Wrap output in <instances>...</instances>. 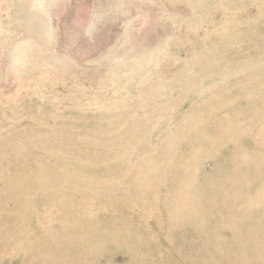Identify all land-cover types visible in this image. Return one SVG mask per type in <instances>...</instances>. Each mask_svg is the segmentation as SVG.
Returning <instances> with one entry per match:
<instances>
[{"label": "rangeland", "instance_id": "rangeland-1", "mask_svg": "<svg viewBox=\"0 0 264 264\" xmlns=\"http://www.w3.org/2000/svg\"><path fill=\"white\" fill-rule=\"evenodd\" d=\"M263 129L264 0H0V264H264Z\"/></svg>", "mask_w": 264, "mask_h": 264}, {"label": "bare ground", "instance_id": "bare-ground-1", "mask_svg": "<svg viewBox=\"0 0 264 264\" xmlns=\"http://www.w3.org/2000/svg\"><path fill=\"white\" fill-rule=\"evenodd\" d=\"M252 30H253V29H252ZM251 51H252V50H251ZM260 102H261V101H260ZM232 110H233V109H232ZM212 118H213V117H212ZM243 125H244V124H243ZM232 126H233V125H232ZM232 126H231V127H232ZM241 126H242V125H241ZM234 127H235V126H234ZM187 129H188V128H187ZM234 130H235V128H234ZM243 130H244V129H243ZM263 130H264V129H263ZM199 131H200V130H199ZM254 131H255V130H254ZM186 132H188V131H186ZM239 132H240V131H239ZM251 132H252V131H251ZM263 132H264V131H263ZM184 133H185V132H184ZM198 133H199V132H198ZM233 133H234V132H232V134H233ZM194 134H195V132H194ZM185 135H187V133H186ZM234 135H235V134H234ZM236 135H237V134H236ZM239 135H241V134H238V136H239ZM230 136H231V135H230ZM249 136H250V135H249ZM254 136H255V135H254ZM263 136H264V135H263ZM231 137H232V136H231ZM242 137H243V136H242ZM260 137H261V136H260ZM217 138H218V137H217ZM229 138H230V137H229ZM256 138H257V136H256ZM231 139H232V138H231ZM254 139H255V138H254ZM217 140H218V139H217ZM255 140H256V139H255ZM214 141H215V140H214ZM230 141H231V140H230ZM253 141H254V140H253ZM216 142H217V141H216ZM255 142H256V141H255ZM260 142H263V140L260 141ZM219 143H222V142L220 141ZM231 143H232V142H231ZM212 144H213V143H212ZM216 144H217V143H216ZM222 144H223V143H222ZM255 144H256V143H255ZM213 146H214V144H213ZM212 148H213V147H212ZM208 149H209V148H208ZM208 149H207V150H208ZM205 152H206V151H205ZM241 153H243V152H241ZM257 153H258V152H257ZM219 154H220V153H219ZM232 154H233V153H232ZM259 154H260V153H259ZM261 154H262V153H261ZM209 155H210V154H209ZM241 155H243V154H241ZM241 155H240V156H241ZM211 156H212V155H211ZM218 156H219V155H218ZM231 158H232V157H231ZM240 158H242V156H241ZM262 158H263V157H262ZM258 159H259V158H258ZM263 159H264V158H263ZM216 160H217V159H216ZM261 161H262V160H261ZM230 162H231V161H230ZM241 162H242V161H241ZM241 162H240V163H241ZM258 162H259V161H258ZM86 163H87V162H86ZM63 164H64V163H63ZM230 164H231V163H230ZM65 165H66V164H65ZM78 165H79V164H78ZM245 165H246V164H245ZM58 166H59V165H58ZM61 166H62V164H61ZM66 166H67V165H66ZM172 166H173V165H172ZM172 166H171V167H172ZM73 167H74V166H73ZM163 167H164V165H163ZM231 167H233V166H231ZM69 168H70V165H69ZM78 168H79V166H78ZM78 168H77V169H78ZM70 169H71V168H70ZM241 169H242V168H241ZM243 169H244V168H243ZM72 170H73V169H72ZM75 170H76V169H75ZM169 170H170V169H169ZM229 170H231V169H229ZM237 170H238V169H236V173H237ZM257 170H258V169H257ZM238 171H239V170H238ZM70 172H71V171H70ZM70 172H69V173H70ZM73 172L75 173L76 171H73ZM73 172H72V173H73ZM161 172H163V171H161ZM161 172H160V173H161ZM225 172H226V169H225ZM2 173H4V172H2ZM76 173H77V172H76ZM234 173H235V171H234ZM236 173H235L234 175H236ZM243 173H244V172H243ZM4 174H5V173H4ZM7 174H8V172H7ZM67 174H68V173H67ZM77 174H79V173H77ZM77 174H76V175H77ZM161 174H162V173H161ZM161 174H160V176H161ZM164 174H165V173H164ZM186 174H187V173H186ZM230 174H231V173H230ZM251 174H253V173H251ZM74 175H75V174H74ZM76 175H75V176H76ZM154 175L156 176V174H154ZM221 175H222V174H221ZM226 175H227V174H226ZM238 175H239V174H238ZM255 175H256V174H255ZM185 176H186V175H185ZM13 177H14V176H13ZM73 177H74V176H73ZM153 177H154V176H153ZM164 177H165V176H164ZM220 177H221V176H220ZM254 177H255V176H254ZM36 178H37V177H36ZM217 178H218V177H217ZM224 178H225V177H224ZM230 178H231V177H229L228 179H230ZM75 179H76V177H75ZM219 179H220V178H219ZM241 179H243V177H242ZM9 180H10V179H9ZM19 180H20V179H19ZM71 180H72V179H71ZM181 180H182V179H181ZM183 180H184V179H183ZM188 180H189V179H188ZM212 180H213V179H212ZM224 180H226V178H225ZM231 180H232V179H231ZM6 181H7V180H6ZM32 181H33V179H32ZM35 181H36V180H35ZM38 181H39V180H38ZM38 181H36V183H37ZM163 181H164V180H163ZM186 181H187V180H186ZM226 181H227V180H226ZM228 181H229V180H228ZM0 182H1V181H0ZM189 182H190V181H189ZM235 182H236V181H235ZM15 183H16V182H15ZM30 183H31V182H30ZM33 183H34V182H33ZM55 183H56V182H54V184H55ZM66 183H67V182H66ZM209 183H210V182H209ZM215 183H216V182H215ZM219 183H220V182H219ZM223 183H224V182H223ZM9 184H10V183H9ZM38 184H39V183H38ZM45 184H46V183H44V185H45ZM54 184H53V185H54ZM71 184H72V183H71ZM162 184H163V182H162ZM212 184H213V183H212ZM216 184H217V183H216ZM234 184L236 185V183H234ZM234 184H233V185H234ZM190 185H191V184H190ZM195 185H196V184H195ZM11 186L13 187V185H11ZM11 186H10V187H11ZM17 186H18V185H17ZM20 186H21V185H20ZM56 186H57V185H56ZM65 186H66V185H65ZM160 186H161V185H160ZM204 186H205V185H204ZM229 186H230V185H229ZM53 187H54V186H53ZM53 187H52V188H53ZM68 187H69V186H68ZM189 187H190V186H189ZM191 187L194 188L195 186H194V187L191 186ZM196 187H199V186L197 185ZM211 187H212V186H211ZM220 187H221V186H220ZM222 187H223V185H222ZM234 187H236V186H234ZM8 188H9V187H8ZM13 188H14V187H13ZM26 188H27V187H26ZM40 188H41V187H40ZM48 188H49V187H48ZM48 188H47V189H48ZM70 188H72V186H71ZM167 188H168V187H167ZM171 188H172V187H171ZM212 188H213V187H212ZM226 188H228V187H226ZM226 188H225V189H226ZM14 189H15V188H14ZM18 189H19V188H18ZM57 189H58V188H57ZM66 189H67V188H66ZM175 189H176V188H175ZM221 189H223V188H221ZM236 189H237V188H236ZM11 190H12V189H11ZM43 190H45V189H43ZM48 190H49V189H48ZM53 190H54V189H53ZM60 190H61V189H60ZM62 190H63V189H62ZM71 190L73 191V190H75V189L73 188V189H71ZM167 190H168V189H167ZM202 190H203V188H202ZM212 190L214 191V189H212ZM215 190H216V188H215ZM229 190H230V189H229ZM232 190H233V189H232ZM50 191H52V190H50ZM64 191H65V190H64ZM64 191H63V192H64ZM67 191H68V190H67ZM176 191H177V190H176ZM176 191H175V192H176ZM204 191H205V190H204ZM213 191H212V192H213ZM55 192H56V191H55ZM65 192H66V191H65ZM179 192H180V190H179ZM179 192H178V193H179ZM208 192H209V191H208ZM231 192H232V191H231ZM6 193H7V192H6ZM20 193H21V192H20ZM52 193H53V192H52ZM72 193H73V192H72ZM72 193H71V194H72ZM79 193H80V195H81V192H79ZM206 193H207V190H206ZM224 193H225V192H224ZM232 193H233V192H232ZM47 194H48V193H47ZM73 194H75V191H74ZM76 194H77V193H76ZM167 194H168V193H167ZM172 194H173V193H172ZM201 194H202V193H201ZM221 194H222V193H221ZM18 195H19V194H18ZM57 195H59V194L57 193ZM80 195H79V196H80ZM176 195H177V193H176ZM214 195H215V194H214ZM222 195H223V194H222ZM224 195H225V194H224ZM230 195H231V194H230ZM60 196H61V195H60ZM164 196H165V195H164ZM171 196H172V195H171ZM228 196H229V195H228ZM20 197H21V196H20ZM26 197H27V196H26ZM69 197H70V196H69ZM169 197H170V196H169ZM198 197H199V195H198ZM201 197H203V196H201ZM206 197H207V196H206ZM206 197H205V198H206ZM211 197H212V195H211ZM220 197L223 198L222 196H220ZM24 198H25V197H24ZM27 198H29V197H27ZM27 198H26V200H27ZM205 198H204V199H205ZM212 198H213V197H212ZM224 198H225V196H224ZM229 198H230V197H229ZM11 199H12V198H11ZM22 199H23V198H22ZM75 199H76V198H75ZM80 199H81V198H80ZM195 199H196V198H195ZM204 199H203V200H204ZM209 199H211V198H209ZM9 200H10V199H9ZM179 200L181 201V199H179ZM188 200H189V199H188ZM192 200H193V199H192ZM228 200H229V199H228ZM27 201H28V200H27ZM180 201H179V203H180ZM184 201H185V200H184ZM210 201H211V200H210ZM220 201H221V200H220ZM220 201H219V202H220ZM226 201H227V200H226ZM166 202H167V201H166ZM176 202H177V201H176ZM186 202H187V201H186ZM197 202H198V201H197ZM223 202H224V201H223ZM10 203H11V202H10ZM50 203H52V202H50ZM76 203H77V202H76ZM82 203H83V202H82ZM182 203H183V202H182ZM207 203H208V202H207ZM225 203H226V202H225ZM229 203H230V202H229ZM4 204H5V203H4ZM22 204H23V203H21L20 205H22ZM24 204H25V203H24ZM68 204H69V203H68ZM86 204H87V202H86ZM186 204H187V203H186ZM192 204H193V203H192ZM196 204L198 205L199 203H196ZM211 204H212V203H211ZM232 204H233V203H232ZM201 205H202V204H201ZM212 205H213V204H212ZM221 205H222V204H221ZM228 205H229V204H228ZM85 206H86V205H85ZM198 206L200 207V205H198ZM198 206H197V207H198ZM203 206H205V205H203ZM207 206H208V204H207ZM209 206H211V205H209ZM209 206H208V207H209ZM215 206H216V204L214 205V207H215ZM223 206H224V205H223ZM229 206H230V205H229ZM238 206H239V205H238ZM1 207H2V206H1ZM4 207H7V206H4ZM87 207H88V206H87ZM199 207H198V208H199ZM214 207H213V208H214ZM232 207H233V206H232ZM243 207H247V206H243ZM7 208H8V207H7ZM61 208H62V207H61ZM169 208H170V207H169ZM201 208H202V206H201ZM222 208H223V207H222ZM228 208H230V207H228ZM10 209H11V208H10ZM53 209H54V208H53ZM89 209H90V208H89ZM215 209H216V208H215ZM236 209H237V208H236ZM239 209H240V206H239ZM203 210H204V209H203ZM207 210H208V209H207ZM225 210H226V209H225ZM244 210H245V208H244ZM168 211H169V210H168ZM211 211H212V210H211ZM243 212H244V211H243ZM82 213H83V212H82ZM205 214H206V213H205ZM206 215H207V214H206ZM206 215H205V216H206ZM211 215H212V214H211ZM211 215H210V216H211ZM211 217H213V216H211ZM208 218H209V217H208ZM232 218H234V217H232ZM195 219H196V218H195ZM239 219H240V218H239ZM204 220H205V219H204ZM206 220H207V219H206ZM240 220H241V219H240ZM245 220H246V219H245ZM192 221H193V220H192ZM187 222H188V221H186V223H187ZM202 222H203V221H202ZM229 222H230V221H229ZM239 222H240V221H239ZM243 222H244V221H243ZM249 222H251V221H249ZM249 222H248V223H249ZM1 223H2V222H1ZM206 223H207V221H206ZM229 224H230V223H229ZM229 224H228V225H229ZM220 225H222V224H220ZM232 225H233V224H232ZM249 225H251V224H249ZM199 226H200V224H199ZM199 226H198V227H199ZM209 226H210V225H209ZM222 226H223V225H222ZM226 226H227V225H226ZM238 226H239V225H238ZM247 226H248V225H247ZM248 227H249V226H248ZM214 228H217V227H214ZM214 228H213V230H214ZM222 228H223V227H222ZM226 228H229V227H226ZM242 228H243V227H242ZM244 228H245V226H244ZM254 229H255V228H254ZM211 230H212V229H211ZM217 230H218V229H217ZM219 230H220V229H219ZM244 230H245V229H244ZM209 231H210V229H209ZM216 232H218V231H216ZM4 233H5V232H4ZM212 233H213V232H212ZM239 233H240V232H239ZM246 233H247V232H246ZM43 234H44V233H43ZM215 234H216V233H215ZM4 235H5V234H4ZM47 235H49V234H47ZM238 235H239V234H238ZM54 236H56V234H55ZM211 236H212V235H211ZM63 238H64V237H63ZM65 238H66V237H65ZM65 238H64V239H65ZM231 238H232V237H231ZM224 239H225V238H224ZM226 239H227V238H226ZM49 240H50V239H49ZM61 240H62V239H61ZM1 241H2V240H1ZM55 241H56V239H55ZM53 242H54V241H53ZM67 242H68V241H67ZM57 243L59 244V241H58ZM64 243H65V242H64ZM206 243H207V242H206ZM233 243H234V242H233ZM65 244H66V243H65ZM69 244H70V243H68V245H69ZM235 244H236V243H235ZM71 245H72V244H71ZM205 245H206V244H205ZM213 245H214V244H213ZM215 245H216V244H215ZM59 246H60V245H59ZM65 246H66V245H65ZM79 246H80V244H79ZM203 246H204V245H203ZM206 246H207V245H206ZM218 246H219V245H218ZM220 246H221V245H220ZM60 247H61V246H60ZM70 247H71V246H70ZM208 247H209V246H208ZM68 248H69V247H68ZM217 248H218V247H217ZM209 249H210V248H209ZM219 249H220V248H219ZM64 250H65V249H64ZM68 250H71V248H69ZM74 250H75V249H74ZM212 250H213V249H212ZM75 251H76V250H75ZM42 252H43V251H42ZM62 252H64V251L62 250ZM67 253H68V252H67ZM215 253H217V252H215ZM220 253H221V252H220ZM232 253H233V252H232ZM232 253H231V254H232ZM37 254H38V253H37ZM37 254L35 253V255H37ZM42 254H44V253H42ZM71 254H72V253H71ZM78 254H79V253H78ZM212 254H213V253H212ZM218 254H219V253H218ZM26 255H27V254H26ZM59 255H60V254H59ZM206 255H207V254H206ZM37 256H38V255H37ZM40 256H41V254H40ZM52 256H53V255H52ZM210 257H211V255H210ZM48 258H50V257H48ZM48 258H47V259H48ZM52 258H54V257H52ZM59 258H61V256H60ZM43 259H44V258H43ZM50 259H51V258H50ZM65 259H66V256H65ZM76 259H77V258H76ZM232 259H233V257H232ZM67 260H68V259H67ZM207 260H208V259H207ZM34 261H35V260H34ZM56 261H58V260H55L54 262H56ZM59 261H61V259H60ZM68 261H70V260H68ZM77 261H78V260H77ZM218 261H219V260H218ZM35 262H36V261H35ZM78 262H79V261H78ZM36 263H37V262H36ZM66 263H67V262H65V264H66ZM69 263H70V262H69ZM69 263H68V264H69ZM201 263H202V262H201ZM29 264H30V262H29ZM53 264H54V263H53ZM55 264H56V263H55ZM72 264H73V263H72ZM209 264H210V263H209Z\"/></svg>", "mask_w": 264, "mask_h": 264}]
</instances>
